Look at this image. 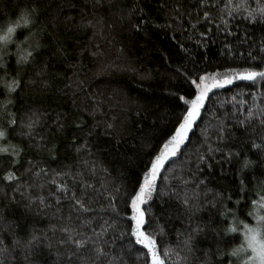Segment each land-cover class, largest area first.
<instances>
[{
  "label": "snow or ice",
  "instance_id": "6c2138e0",
  "mask_svg": "<svg viewBox=\"0 0 264 264\" xmlns=\"http://www.w3.org/2000/svg\"><path fill=\"white\" fill-rule=\"evenodd\" d=\"M4 7L11 11H0V264H264V132H257L264 130V92L248 93L251 103L243 93L218 101V109L231 104L234 111H213L215 123L204 126L198 146L192 143L214 90L237 81L264 86V0H170L160 4L170 17L163 26L138 4L117 15L114 0H16ZM66 11H77L79 23ZM106 16L116 19L109 24ZM115 23L136 34H147L150 25H180L165 59H175L171 79L189 88L167 93L177 103L163 124L150 98L118 103L119 114L103 120L96 118L99 104L85 105L91 126L62 110L69 89L89 101L95 94L86 81L67 77L76 67L69 61L84 53L65 49L61 26L64 33L98 35ZM218 40L225 62L249 66L202 67ZM72 104L78 107L77 99ZM86 126L85 137L64 139L69 127ZM234 130L246 138L236 143ZM69 147L73 163L62 165V148ZM181 157L187 171L176 175ZM133 161L134 179H108L124 175ZM217 169L219 180L231 177L230 183L209 187ZM155 199L168 205L160 215ZM41 213L58 223L38 228ZM174 222L181 225L176 246L165 240Z\"/></svg>",
  "mask_w": 264,
  "mask_h": 264
},
{
  "label": "trees",
  "instance_id": "16d2710c",
  "mask_svg": "<svg viewBox=\"0 0 264 264\" xmlns=\"http://www.w3.org/2000/svg\"><path fill=\"white\" fill-rule=\"evenodd\" d=\"M15 2L16 0H0V11L10 12L11 9L5 8L4 5L8 3L14 4ZM169 2L170 0H114L115 7L112 11L117 15L121 13L127 15L129 10L138 4L145 8L153 23L163 26L170 22V17L167 8L161 9L160 4ZM185 2L192 3L193 0H185ZM80 3L82 5L83 0H80ZM65 14L75 16L76 23H79V13L77 11H66ZM106 19L109 24H112L116 17L106 16ZM240 27L244 29L246 25L241 24ZM173 29L178 32L180 25L173 23L172 29L167 27L153 28L150 25L147 34H136L129 32L126 26L121 27L119 23H115L112 29L105 26L102 34L94 35L93 29H76L64 33L63 27L61 26V34L65 41V49L73 54L81 51L84 53L82 56L78 57L76 61H69L70 63H75L76 67L68 70L66 75L73 81L77 78L86 81L84 87L87 88L88 94H95V100L89 101L85 100L83 93H78L77 97H73L72 90L69 89L67 90L68 95L64 100V108L62 110L71 111L74 122L83 120L87 123V126H91L93 124L92 119L83 111L85 105L94 106L99 104L101 107L100 111L96 114V118L98 120H103L111 115L119 114L120 108L118 107V103H125L128 99L143 100L144 98H150L157 111V115L162 118L159 123L163 124L165 118L170 117L171 111L177 103L175 97H168L165 99L167 93L180 92L183 94L184 90L189 88L186 81L178 82L171 79L172 68L175 67V59H165L168 53L175 51V43L171 39ZM201 30L204 29L201 28ZM177 39L183 41L184 37L183 35H178ZM96 45H99V48H97ZM188 46L193 47L194 45L189 43ZM220 48L221 44L219 40L217 43L210 45V51L208 53L210 60L208 64L201 66L208 67L209 71L215 70L222 63L225 66L235 68L249 66V64L242 63L240 59L235 61L229 59L225 62V58L220 55ZM121 49H123V51H121ZM93 52H98L99 54L93 56ZM45 55H47V53H45ZM73 73H77L78 75L74 76ZM67 82L69 81L66 80L65 83ZM250 85L251 82L237 81L234 85L223 89H216L210 94L211 98L207 104L209 111H205L202 119L198 122L199 126L193 131V145L198 146V142L203 139L201 131L204 126L207 125L209 121H212L213 124L215 123V121L212 120L213 111H217L218 114H223L225 111H234L231 104H226L224 108L218 109V101L230 100L234 94L243 93L245 94L244 98L248 99L249 103H251V97L247 95L248 93L259 96L261 92H264V86L261 84L257 83L255 86ZM74 98L77 99L78 107H74L72 104ZM239 98L238 95V99ZM176 110L178 111L179 109ZM87 126L83 131L69 127L64 134V139L71 141L73 137H76L78 140L85 137L88 131ZM98 131H102V129H98ZM257 132L260 134L264 132V130L257 129ZM235 136L238 137L236 143L246 138L242 130L235 131ZM50 146L51 145H49V147ZM189 147L191 148V145ZM43 155H46V153ZM73 159L74 150L69 147L65 152L62 148L60 156L61 164H72ZM185 159V157H181L173 165L176 169V175L181 174L180 170L182 167L185 169V172L187 171V165L184 164ZM253 159H255V157H253ZM41 166L46 167L48 165L42 164ZM50 166L57 170L60 168V165L57 163H51ZM117 167H119V165H117ZM224 167L227 170L229 166L225 165ZM20 171H23V169ZM138 171L139 168L136 162L133 161L126 165L124 175H121L119 172H114L108 179L110 181L115 180L116 183L119 184L124 182L125 176L130 180L134 179V174ZM218 171L217 169L216 178L210 183L209 187L216 188L220 185H227L230 183L231 177H229L228 180H219ZM97 187H99V185H97ZM10 191L11 189H9V192ZM17 198L19 199V197ZM209 199H211V194H209ZM100 203L106 202L101 201ZM95 206L97 205H94V207ZM162 207L166 209L168 205L164 204L162 206L159 199H155L152 202V208L157 215H160ZM120 208L122 210L121 214L126 215L127 213L124 212L123 203L120 204ZM66 211L67 207L65 206V212ZM19 215L20 213L17 211V216ZM204 218L207 219V216L205 215ZM9 219H11V217H9ZM29 222H31V217L29 218ZM35 223L38 228L46 229L50 223L57 224L58 221L49 219L41 213V215L36 218ZM161 223H164L163 219H161ZM180 227L181 225L175 222L168 225L169 233L165 238L166 243L170 242L173 246L178 245L179 241L176 236V229ZM213 239V237H209V240ZM207 246V241L202 242L201 247ZM45 255H47V253H45ZM172 259L175 260V257L173 256Z\"/></svg>",
  "mask_w": 264,
  "mask_h": 264
}]
</instances>
